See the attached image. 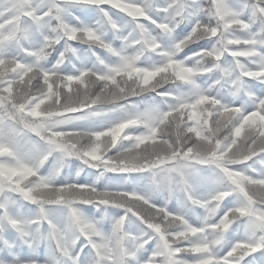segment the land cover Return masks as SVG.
Listing matches in <instances>:
<instances>
[{
  "label": "snow or ice",
  "instance_id": "1",
  "mask_svg": "<svg viewBox=\"0 0 264 264\" xmlns=\"http://www.w3.org/2000/svg\"><path fill=\"white\" fill-rule=\"evenodd\" d=\"M0 264H264V0H0Z\"/></svg>",
  "mask_w": 264,
  "mask_h": 264
}]
</instances>
